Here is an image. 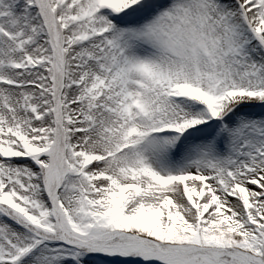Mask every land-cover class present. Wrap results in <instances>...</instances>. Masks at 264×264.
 I'll return each mask as SVG.
<instances>
[{
	"label": "snow or ice",
	"instance_id": "obj_1",
	"mask_svg": "<svg viewBox=\"0 0 264 264\" xmlns=\"http://www.w3.org/2000/svg\"><path fill=\"white\" fill-rule=\"evenodd\" d=\"M0 264H264V0H0Z\"/></svg>",
	"mask_w": 264,
	"mask_h": 264
}]
</instances>
